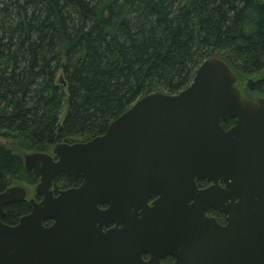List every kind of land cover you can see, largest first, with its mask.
Returning <instances> with one entry per match:
<instances>
[{
	"label": "water",
	"instance_id": "water-1",
	"mask_svg": "<svg viewBox=\"0 0 264 264\" xmlns=\"http://www.w3.org/2000/svg\"><path fill=\"white\" fill-rule=\"evenodd\" d=\"M24 166L39 178L40 201L10 226L5 208L26 190L0 193V264H160L167 255L177 264H264V99L244 98L216 57L179 93L146 94L104 134L25 155ZM58 175L82 182L54 195ZM199 180L212 185L199 190Z\"/></svg>",
	"mask_w": 264,
	"mask_h": 264
},
{
	"label": "trees",
	"instance_id": "trees-1",
	"mask_svg": "<svg viewBox=\"0 0 264 264\" xmlns=\"http://www.w3.org/2000/svg\"><path fill=\"white\" fill-rule=\"evenodd\" d=\"M209 57L264 99V0H0V139L13 145L0 142V193L38 183L25 155L104 134L144 95L188 87ZM80 182L59 175L53 192ZM26 191L7 225L30 213Z\"/></svg>",
	"mask_w": 264,
	"mask_h": 264
},
{
	"label": "flooded vegetation",
	"instance_id": "flooded-vegetation-1",
	"mask_svg": "<svg viewBox=\"0 0 264 264\" xmlns=\"http://www.w3.org/2000/svg\"><path fill=\"white\" fill-rule=\"evenodd\" d=\"M244 98H246V97H244ZM246 99H248V98H246ZM249 100H252V99H249ZM253 100H255V99H253ZM229 121H232V125H233V120H229ZM231 125V126H232ZM230 126V127H231ZM229 127V128H230ZM228 128V129H229ZM225 129V128H224ZM227 130V129H226ZM48 154V153H47ZM49 155H52V152L49 154ZM54 159H55V157L54 156H52ZM32 172V171H31ZM34 175V174H33ZM35 176V175H34ZM59 176V175H58ZM62 176H65V175H62ZM36 177V176H35ZM65 177H67V178H74V177H68V176H65ZM38 178V177H37ZM56 178V177H55ZM77 179H79V178H77ZM81 180V179H80ZM54 181V180H53ZM38 182H39V178H38ZM81 182H82V180H81ZM81 182L76 186V187H71V188H77V187H79L80 186V184H81ZM38 184V183H37ZM36 184V185H37ZM221 187H223L224 185H223V183H221V182H219L218 183ZM36 185H34L33 187H34V195H33V197L32 198H30L29 200H31V199H34L36 202H39L40 201V197H38V196H36L35 195V186ZM210 185H212V183H207L206 182V180H199V181H196V186H197V188L199 189V190H203V189H205V188H208ZM67 189H70V188H62V189H59L58 190V192L59 191H63V190H67ZM26 190V189H25ZM52 190H53V185H52ZM54 193V192H53ZM26 194H27V191H26ZM58 194V193H57ZM57 194H54V195H57ZM26 198H27V195H26ZM38 200H37V199ZM29 200H28V202H29ZM30 204V203H29ZM101 208H105V206H100ZM206 216L208 217V218H213V219H215V221L217 222V224L218 225H220V226H225L226 225V218H225V216H224V214H222V213H219V212H217V211H215V210H213V209H210L207 213H206ZM114 225H110L109 227H107V228H103V231H106V230H108V229H110V228H112ZM142 257H143V260L144 261H148L149 260V255L148 254H144V255H142ZM160 264H177V261H176V259L174 258V257H172V256H169V255H167V256H165V257H163V258H161L160 259Z\"/></svg>",
	"mask_w": 264,
	"mask_h": 264
},
{
	"label": "rangeland",
	"instance_id": "rangeland-1",
	"mask_svg": "<svg viewBox=\"0 0 264 264\" xmlns=\"http://www.w3.org/2000/svg\"><path fill=\"white\" fill-rule=\"evenodd\" d=\"M65 112H66V107L64 106V107H63V110H62L61 118H63ZM0 142L5 143L7 146H11L12 149H13V145H12V143H11L10 141H6V140H2V139H0ZM48 154H49V153H48ZM14 186H18V185H14ZM20 186H22V185H20ZM23 187H24V186H23ZM24 188L30 192L29 197L32 198L33 195H34V187H24Z\"/></svg>",
	"mask_w": 264,
	"mask_h": 264
}]
</instances>
